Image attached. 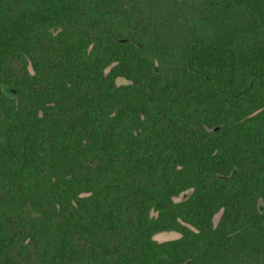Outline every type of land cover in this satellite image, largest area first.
<instances>
[{
	"label": "trees",
	"instance_id": "trees-1",
	"mask_svg": "<svg viewBox=\"0 0 264 264\" xmlns=\"http://www.w3.org/2000/svg\"><path fill=\"white\" fill-rule=\"evenodd\" d=\"M261 203L264 0H0V264H264Z\"/></svg>",
	"mask_w": 264,
	"mask_h": 264
},
{
	"label": "rangeland",
	"instance_id": "rangeland-1",
	"mask_svg": "<svg viewBox=\"0 0 264 264\" xmlns=\"http://www.w3.org/2000/svg\"><path fill=\"white\" fill-rule=\"evenodd\" d=\"M56 31V29L54 30V32ZM127 81L124 79H119L118 83L122 84V83H126ZM4 91L6 92V94H8L9 96L14 97L15 96V92L13 91V89H11L10 87H4ZM191 191H186L181 193L179 196L175 197L174 199L176 201H181L186 199L189 195H190ZM260 209L262 212H264V203L260 204ZM153 215H156L155 213H153ZM221 217V213H218L215 215L214 217V223L217 224L219 219ZM181 236V234L177 231H162V232H158L156 234H154L153 238L158 241V242H163V241H168V240H173V239H177Z\"/></svg>",
	"mask_w": 264,
	"mask_h": 264
}]
</instances>
